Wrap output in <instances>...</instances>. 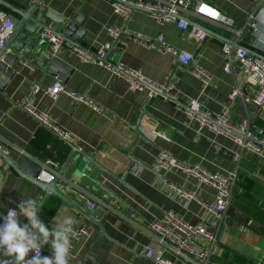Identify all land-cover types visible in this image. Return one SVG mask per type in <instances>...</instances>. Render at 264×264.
<instances>
[{
    "label": "crops",
    "instance_id": "obj_1",
    "mask_svg": "<svg viewBox=\"0 0 264 264\" xmlns=\"http://www.w3.org/2000/svg\"><path fill=\"white\" fill-rule=\"evenodd\" d=\"M5 1L22 11L29 9L32 0ZM127 1L150 5L168 0ZM201 1L234 22L233 27H228L196 15L192 9L182 13L183 18L204 28L208 36L205 43L176 24L159 25L147 11L137 9L126 18L114 11L109 0H44L57 14L77 16L84 23L81 47L64 44L58 55L74 68L68 83H62L99 106L100 111L95 112L66 94L54 101L44 90L57 79L40 68L35 57L23 53V61L14 68L13 80L4 93H0V146L18 166L26 158L38 165L52 161L58 164L59 175L68 163L72 153L69 145L18 106L30 98L32 107L49 113L57 125L77 138L75 146L95 155L100 168L90 162L80 166L82 156L74 157L64 173L72 184L60 182L59 185L70 202L50 196L40 207L45 193L28 178L11 172L9 164L0 157V220L9 208L32 198L39 209V218L49 227L54 217L61 220L70 217L73 227L88 229V234L70 250L69 264H154L142 255L153 240L149 233L151 222L168 211L177 213L191 225L202 222L201 208L196 201L181 203L159 187L160 177L152 163L160 152H165L182 163L204 167L208 172H237L224 221L220 227L214 220L207 225L219 238L217 253L220 256L215 259L221 264H255L264 257V159L248 150L241 151L228 137L208 130L200 132L198 123L189 120L183 108L190 100L197 99L204 109L213 114H226L233 124L240 125L249 119L253 130L264 131V119L258 109L244 102L245 96L255 95L257 86L246 79L236 64L230 72L224 71L226 58L223 54L225 43H232L264 56V45L256 44L249 26L250 14L264 0ZM1 11L20 20L18 14L5 6L0 5ZM108 29L124 33L107 52L106 60L139 71L159 87L173 85V99L181 106L163 96L149 100L147 93H131L123 79L79 57L78 50L95 56L99 47L113 42ZM133 32L149 39L163 34L169 44L193 54V65L210 72L214 76L213 83L204 88L177 57L145 48L130 38ZM36 85L42 91L32 95ZM234 89L240 90L243 96L232 100ZM138 122L146 139L134 129ZM236 154L241 156L238 161ZM132 166V171L128 172ZM161 174L169 183L196 191L200 200L213 202L215 191L212 187L197 189L193 186L195 183H186L180 173L162 171ZM97 178L108 189L96 183ZM109 191L114 195L111 198ZM108 200L109 212L105 215L102 208ZM88 202L98 204L99 210L92 220L89 219ZM20 220L27 223L23 216ZM43 249L46 256L51 254L50 246Z\"/></svg>",
    "mask_w": 264,
    "mask_h": 264
},
{
    "label": "built area",
    "instance_id": "obj_2",
    "mask_svg": "<svg viewBox=\"0 0 264 264\" xmlns=\"http://www.w3.org/2000/svg\"><path fill=\"white\" fill-rule=\"evenodd\" d=\"M109 1L112 2L114 11L126 18L134 11V5H137L145 8L151 13L152 17L156 19L159 25L164 26L169 23L176 24L179 29L186 31L200 41L206 40L208 37L207 33L196 24H192L188 19L186 20L181 16L182 13H187L190 9H192L193 13L196 15L214 19L218 23L228 27L234 26L233 20L222 16L201 0H168L166 2L161 1L150 5L127 0ZM261 12H264L263 1H260L256 10L250 14L249 26L252 33L253 29L251 24L254 22V18L258 17ZM14 27L15 22L11 15L6 11H1L0 51L5 45V37ZM107 32L110 38L113 39V42L106 43L99 47L95 56H90L86 52L78 50V52H76L79 57L86 62H93L96 65L98 64L104 67L113 77L123 79L128 84V89L131 93H147V98L149 100L157 96H163L167 99L174 97L171 93V90L174 89L173 85L165 88L159 87L153 81L148 80L139 71L130 70L121 64L113 65L109 63L106 60V54L115 47L121 33L118 29H108ZM237 35L241 37L239 32H237ZM44 37L49 40L51 50L56 54L60 50L63 40L56 38L50 33H45ZM130 38L139 42L147 49L154 48L163 55L177 57L181 65L190 69L189 72L200 80L204 88H208V86L213 83L214 76L210 72H206L198 65H193L195 60L193 54L182 51L169 44L163 34H158L156 38L149 39L140 33L133 32ZM223 54H225L226 58L224 71L230 72L232 66L236 64L245 75L246 79L257 86L258 91L255 95L245 96L244 102L257 108L261 118L264 119V59L255 56L246 46L232 43H225L223 46ZM30 66L32 67V65ZM41 91V87L36 85L32 91V95H37ZM44 93L51 96L54 101H57L61 94H66L73 101L85 103L95 112L100 111L99 106H96L81 94L69 90L62 81L58 79L51 86L47 87ZM238 96H243V93L238 89H234L230 96L231 99L234 100ZM18 106L26 109L41 126H45L50 131H53L61 140L76 144L77 138L71 132L57 125L52 120L49 113H41L36 108L32 107L30 98H26L21 103H18ZM183 108L188 119L198 123L200 132L208 130L217 135L228 137L240 147L241 151L248 150L264 159V131L253 130L249 119H245L240 125L233 124L226 114H213L209 110L207 111L197 99L190 100ZM0 151L4 154L8 152L3 150L1 146ZM240 157V154H236L235 160L238 161ZM152 166L153 170H155L156 174L160 177L159 187H161L164 193L176 198L181 203L190 204L192 201H196L200 205V219H202V222L191 225L175 212H164L161 217L156 218L149 224V233L153 240L144 249L142 255L152 260L154 264H221L219 260L215 259L217 255L220 256L217 253L219 238L216 232L209 231L207 225L214 220L218 227H220L224 221V217L231 204V197L237 180V172H208L204 167L182 163L165 152H160L155 157ZM41 167L43 168V172L38 177V181L40 182H51L58 175V164L56 162L47 161L41 165ZM162 171L169 174L180 173L186 183H195L193 186L197 189L203 186L212 187L215 191L213 202L207 203L202 201L198 198L199 194H197L196 191H190L175 183L167 182L161 174ZM87 204L93 209L98 208V204L93 202H88ZM2 223L3 220H0V224ZM87 234L88 229L86 227H73V233L70 234V250L74 248L75 243L78 242L83 235ZM42 254L46 256L43 248ZM31 255H34V253ZM51 255L52 253L49 256Z\"/></svg>",
    "mask_w": 264,
    "mask_h": 264
},
{
    "label": "water",
    "instance_id": "obj_3",
    "mask_svg": "<svg viewBox=\"0 0 264 264\" xmlns=\"http://www.w3.org/2000/svg\"><path fill=\"white\" fill-rule=\"evenodd\" d=\"M0 5L13 10V12L20 16V20L13 19L15 27L5 37V45L0 51V93H4L9 82L13 80V76L16 73L14 68L18 63L23 61L21 56L23 53L35 57L38 60V66L40 68H44L48 75H51L59 81L67 84L69 76L74 72V68L66 63L63 58H59L58 55L64 44H70L77 48L81 47L82 38L85 35V30L83 28L84 23L79 21L77 16L65 17L61 14H57L45 5L44 0H32L30 2L29 9L22 11L15 8L5 0H0ZM137 9L147 11L143 7L134 5V10ZM45 33H50L56 38L63 40L62 46L56 54H54L51 50L49 40L44 37ZM123 33L124 31L121 35H123ZM205 41L203 43H205ZM251 53L261 59H264L263 55H258L253 51H251ZM168 85L169 83L167 84V87ZM169 100H172L181 106L179 101L174 100L173 98H169ZM23 110L25 109L23 108ZM139 128L140 122L136 123L134 129L140 132L142 139H146ZM66 143L72 149L68 163L74 159V157L82 156L80 166L83 163L90 162L100 168V165H98L95 161V155H89L84 152L83 149H79L74 144L69 142ZM0 157H2L7 164H9L11 172L20 174L24 178H28L45 193L44 198L41 200L40 207L50 196H55L63 201L65 200L66 202H70L69 197H65L63 190H61L59 186L60 182H65V184L69 186L72 184L70 179L64 177V173L68 169V163L63 166V170L55 177L54 180L43 183L38 181V177L43 172L41 165H38L36 162L26 158L23 164L18 166L2 151H0ZM132 169L133 166L128 170V172H131ZM96 183L102 185L105 189H108L107 186L99 182V178L96 179ZM109 194L110 198L114 196L110 191ZM109 202L110 200L105 202V206L102 208L105 215L109 212ZM89 209L91 210L89 219L92 220L95 218L99 209H93L91 207H89ZM80 213L86 215L83 211H80ZM1 220L3 219L1 218ZM255 264H264V257Z\"/></svg>",
    "mask_w": 264,
    "mask_h": 264
},
{
    "label": "clouds",
    "instance_id": "obj_4",
    "mask_svg": "<svg viewBox=\"0 0 264 264\" xmlns=\"http://www.w3.org/2000/svg\"><path fill=\"white\" fill-rule=\"evenodd\" d=\"M251 27L256 44L264 45V12L254 18ZM38 213L36 201L28 198L8 209L2 217L0 264H69L72 219L54 217L49 227ZM21 216L27 219V223H21ZM44 246H50L51 256L42 254Z\"/></svg>",
    "mask_w": 264,
    "mask_h": 264
},
{
    "label": "trees",
    "instance_id": "obj_5",
    "mask_svg": "<svg viewBox=\"0 0 264 264\" xmlns=\"http://www.w3.org/2000/svg\"><path fill=\"white\" fill-rule=\"evenodd\" d=\"M6 9V8H5ZM7 10V9H6Z\"/></svg>",
    "mask_w": 264,
    "mask_h": 264
}]
</instances>
